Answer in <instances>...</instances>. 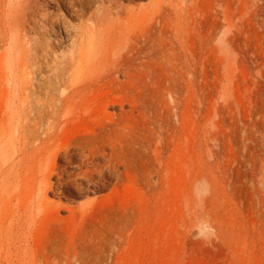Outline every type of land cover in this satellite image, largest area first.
<instances>
[{"label":"rangeland","instance_id":"374dc122","mask_svg":"<svg viewBox=\"0 0 264 264\" xmlns=\"http://www.w3.org/2000/svg\"><path fill=\"white\" fill-rule=\"evenodd\" d=\"M44 1L0 0V264H264V0Z\"/></svg>","mask_w":264,"mask_h":264},{"label":"bare ground","instance_id":"6f19581e","mask_svg":"<svg viewBox=\"0 0 264 264\" xmlns=\"http://www.w3.org/2000/svg\"><path fill=\"white\" fill-rule=\"evenodd\" d=\"M111 0H104V3H108L106 7H104V17H109L112 14V8L113 3H109ZM44 2H50L49 0H45ZM59 3L62 4V6L67 10L75 13V17L80 19V17H84L86 13H84L86 10H90L93 7L94 2L92 0H59ZM37 16L40 17V13L38 11ZM60 26L62 28L64 27V24L60 22V24L55 23V28H58L60 30ZM54 28V29H55Z\"/></svg>","mask_w":264,"mask_h":264}]
</instances>
